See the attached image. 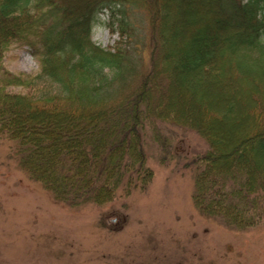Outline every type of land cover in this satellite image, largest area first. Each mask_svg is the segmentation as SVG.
Segmentation results:
<instances>
[{"label":"trees","instance_id":"16d2710c","mask_svg":"<svg viewBox=\"0 0 264 264\" xmlns=\"http://www.w3.org/2000/svg\"><path fill=\"white\" fill-rule=\"evenodd\" d=\"M117 6L147 16L146 67L127 18L114 50L92 41L97 15ZM13 47L40 71L10 72ZM160 123L208 144L192 162L202 216L239 232L264 223V0H0V132L56 200L101 206L146 190V140L171 158Z\"/></svg>","mask_w":264,"mask_h":264},{"label":"rangeland","instance_id":"374dc122","mask_svg":"<svg viewBox=\"0 0 264 264\" xmlns=\"http://www.w3.org/2000/svg\"><path fill=\"white\" fill-rule=\"evenodd\" d=\"M123 18L134 31L128 45L146 67L149 26L138 9L102 10L92 41L114 50ZM5 66L13 73L40 71L27 48L13 47ZM160 127L172 141L171 158L161 161L164 153L146 140L147 165L154 171L150 186L80 208L59 202L31 179L19 166L17 144L0 132V264H264V223L248 231L227 229L192 203V162L208 150L205 139L190 128Z\"/></svg>","mask_w":264,"mask_h":264},{"label":"clouds","instance_id":"9594fccd","mask_svg":"<svg viewBox=\"0 0 264 264\" xmlns=\"http://www.w3.org/2000/svg\"><path fill=\"white\" fill-rule=\"evenodd\" d=\"M110 219L112 220L113 223H115L117 218L113 216V217H110Z\"/></svg>","mask_w":264,"mask_h":264}]
</instances>
